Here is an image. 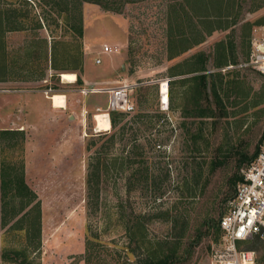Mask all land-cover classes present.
Listing matches in <instances>:
<instances>
[{"label": "rangeland", "instance_id": "rangeland-1", "mask_svg": "<svg viewBox=\"0 0 264 264\" xmlns=\"http://www.w3.org/2000/svg\"><path fill=\"white\" fill-rule=\"evenodd\" d=\"M97 1L108 9L83 0H0V23L17 32L8 41L10 53L20 60L19 83L9 88L16 92L0 93V131L24 129L23 142L17 137L14 148L0 141V158L23 172L35 195L5 226L0 201V252L23 250L30 264H145L177 245L176 254L186 259L174 264H209L221 236L215 243L214 229L207 231L206 223L226 212L233 196L227 181L241 154L250 157L264 142V77L243 65L249 46L237 49V62L229 70L209 65L223 76V90L218 100L207 89L201 105L213 117L197 118L191 101L195 81L175 65L200 51L214 52L216 42L205 37L199 47L169 58L170 36L178 31L194 35L180 9L185 1ZM220 1L225 7L230 0ZM234 1L235 32L258 7L264 21V0ZM189 17L199 29L200 19ZM43 39L50 42L47 63ZM104 44L114 53L97 65L94 59ZM34 55L38 68L31 76L23 74V63ZM44 70L51 73L46 82L40 81L47 75ZM63 72L74 73L81 84L63 83ZM121 83L132 86L134 111L120 116L115 128L110 124L109 131L95 132L93 116L97 108L106 113L107 95L78 91ZM163 83H168V109L160 101ZM24 90L25 97L17 93ZM52 94L64 95L67 109L49 111L40 103V96ZM93 165L98 180L88 184ZM36 205L37 237L35 213L29 214ZM136 228L138 242L132 234ZM255 252L261 257L264 245Z\"/></svg>", "mask_w": 264, "mask_h": 264}, {"label": "trees", "instance_id": "trees-1", "mask_svg": "<svg viewBox=\"0 0 264 264\" xmlns=\"http://www.w3.org/2000/svg\"><path fill=\"white\" fill-rule=\"evenodd\" d=\"M88 3H94L98 4L100 6L101 3L97 0H83ZM185 3L180 7L182 12H184V16L188 20V28L189 30H196L198 27L192 25L191 19L189 17L193 15V17H197L200 19V33H193L192 36H185L183 32H177L176 36H170L168 39V47H169V58L172 59L174 57H177L181 55L183 52L191 49L193 46H196L200 43H202L205 39V35L211 34V32L215 29H224L228 27V18L232 17L233 13V7L235 6V1L230 0L227 1L225 4V7H221L222 3L220 0H184ZM260 6V5H259ZM105 9V6H102ZM187 10L188 13L185 11ZM176 10H174L175 12ZM184 17V19H185ZM70 18V17H69ZM76 18L74 17L73 20ZM176 18H173V21ZM70 20V19H69ZM1 22V19H0ZM255 25H264V21L258 20L254 23ZM197 25V24H196ZM244 27L249 28L251 27V24L246 23ZM176 28L180 30V25H176ZM11 30L15 29L14 27L10 28ZM78 34L81 36L82 32L79 29ZM234 45H232V41H220L215 44L214 53H204V52H198L194 56L190 57L189 59L185 60L183 64L190 63L191 65V72L198 73L196 76H193L191 78V82L194 80L195 84L191 86V101H192V110L193 115L197 118H208L213 117L209 107L207 109H203L201 102L204 99L207 101L208 94L207 91L210 89V91L213 93L214 97L219 100V91L223 90L222 86V78L220 72L216 73H209L208 66L210 64V61L212 60V66L214 68H221L229 63H236L238 55L236 52H234L235 49H232ZM242 56L244 57L245 61H247L249 53L248 51L243 53ZM79 69V67H75V69ZM207 78L210 80L208 81ZM76 82L81 84V79L77 77ZM208 89V90H207ZM209 110V111H207ZM126 115V113L121 112H110L109 113V121L112 128H115L117 126L118 119L120 116ZM19 137L20 141L23 142L24 135L21 131H1L0 132V141H8V146L10 148H14V143L12 141ZM111 142H113L114 135L111 137ZM259 151V148L255 150V152L250 156L246 157L241 154V160L237 166V170L234 174H232L227 183L230 188V193L234 195L236 186L238 183L242 181V177L239 175L238 170L243 165H248L254 157L257 155ZM1 159V158H0ZM96 165L98 166V162L96 161ZM214 165V164H212ZM93 165V169L89 171L87 176V182L88 184H91V182L94 180V183L98 180V174L99 170ZM245 166V167H246ZM231 195L229 197L232 198ZM35 198V195L32 193V191L29 189V187L26 185L24 181L23 172L21 170H17L13 165L6 163L3 156L0 160V201H1V219H2V225L5 226L8 223H10L12 220H14L19 214L26 208L29 207L30 204H32L33 200ZM216 212H219V207ZM37 210V211H36ZM36 210L33 207L29 209L30 213H35L33 216V224L30 222L28 225L32 227H35L34 231L36 233L34 236H39V210ZM33 211V212H32ZM28 214V215H29ZM27 215V216H28ZM221 217V216H220ZM218 217L217 220H214L213 218H209L206 223V230H210L211 228L214 229L215 232V243L218 240V236L220 235L219 229L217 228L218 221L220 219ZM16 223V221H15ZM30 228V227H29ZM27 232H29L27 230ZM27 234V233H26ZM133 237L136 238V242H138L141 237L140 229L136 228L134 229V232L132 233ZM133 237L131 239H133ZM139 239H138V238ZM200 241V236L197 238L195 243L193 245H196ZM252 246H250V250H253L255 252V249L259 244H263L264 242L261 241L258 238H255L254 241L251 242ZM248 245V244H247ZM176 248L177 245H174V250L170 249L168 254H165L163 257H153L149 262L145 264H174L177 259L185 260L186 256L184 255H177L176 254ZM256 253V252H255ZM157 258V259H156ZM0 261L1 263L5 262H12L16 264H30L28 262V257L25 254V251L13 249V250H3L0 252ZM255 264H264V253L261 255V257H258L256 253V262Z\"/></svg>", "mask_w": 264, "mask_h": 264}, {"label": "built area", "instance_id": "built-area-1", "mask_svg": "<svg viewBox=\"0 0 264 264\" xmlns=\"http://www.w3.org/2000/svg\"><path fill=\"white\" fill-rule=\"evenodd\" d=\"M114 53L111 46L104 44L94 63L99 65L102 56ZM264 77V36L252 39L249 60L243 64ZM168 95V83H166ZM132 86L121 83L110 89H82V95L101 92L107 95L106 114L110 112L131 113L134 106L130 100ZM161 94V85H160ZM47 96L51 90L43 91ZM161 101V100H160ZM166 109L168 107L166 106ZM98 113L101 109L97 108ZM242 181L237 184L226 212L220 217L217 228L220 242L213 249L209 264H255L256 253L246 248L255 238L264 242V142L254 159L242 170Z\"/></svg>", "mask_w": 264, "mask_h": 264}, {"label": "crops", "instance_id": "crops-1", "mask_svg": "<svg viewBox=\"0 0 264 264\" xmlns=\"http://www.w3.org/2000/svg\"><path fill=\"white\" fill-rule=\"evenodd\" d=\"M259 9H261V8H259V7L256 8L254 10V12L256 11L255 13L259 14L260 13L259 12L260 11ZM235 12L236 11L234 9L233 10V13H232V17L231 18H228L229 24H228V27L227 28H224V29L215 28L211 32V34L205 35V37H208L209 41L212 42V40H213L216 43H218L220 41H228V40H231L232 41V45H234V47H232V49H235L234 52H236V53H238L237 52L238 51L237 49H240L243 46H245V47L248 48V46H249V50L247 49V51L249 53V56H248V59H247V61H248L249 58H250V51H251V42H252V39L253 38H256V37L264 36V25L263 24L262 25H255L254 24L256 21L259 20V15L256 14V15H254V17H251V19H249V21H248V19L241 21L242 23L243 22L244 23H243V25H241V27L239 29L240 32L239 33L238 32H235L234 31V28L239 23V22H236V19H235V15L236 14H235ZM246 23L251 24V27H252V29L254 31L252 30L250 32V29L249 28L244 27V25H246ZM3 26H4V23H0V27H1L0 28V89H1L0 93H7V94H9V93L16 92L14 90H10L9 89L10 86H13L12 84L19 83L18 80L15 79V76L18 74V72H19L18 70H20L19 69L20 67H18V63H19L20 60H17V58H19V57L16 56V53L15 54H11L10 53V50H11L9 48L10 42L8 41V39L10 38L9 36L12 35L13 33H17V32H15V31L12 32L9 29H4ZM230 30H232V32ZM256 32H260L261 34L260 35H257ZM193 33H200V29H198V28L196 30L194 29L193 30ZM236 40H238L239 42L237 43ZM42 42H43V45H44V48H45V50H44L45 59L44 60H45V63H47V59L50 58V46H49V43L50 42L48 43L46 39H43ZM199 45H201V43L198 44V45H196V46H193L192 48L197 47V46L199 47ZM214 48H215V45H214ZM187 51H190V49L187 50ZM211 51H212V49L210 51H207V52L206 51H203V52L207 54V53H211ZM200 52H202V51H200ZM213 53L214 52H212V54ZM194 55L195 54H193L192 56H194ZM192 56H190V57H192ZM190 57H188L187 59H189ZM187 59H184L179 64L175 65V69H178V68L181 69V68H183V69H186V72L184 74H186V75L187 74H191L192 75L191 77L196 76L198 73L191 72V70H190L191 69L190 63H189V65L188 64H183V62L185 60H187ZM38 60H39V56L34 55L32 58H30L28 56L27 63L26 62H25V64L23 63V65L21 67V69L24 70L23 71V74L25 73V74H29L31 76V72L34 71V69H37L38 68V65H39L38 64ZM247 61H245V59H244L243 63L244 62L246 63ZM49 63H50V61H49ZM209 65H212V60H211V62H210ZM231 65L232 64L229 63L228 65H226L224 67L218 68V70H220V69L221 70L222 69L229 70L230 67H231ZM48 67H49L48 68L49 71H51L52 69H51L50 65ZM208 71H209V73H216V70H214V71L211 70L210 71V69H209ZM44 72L47 73V75L45 76V80L43 78L40 81L43 80V82H46L47 77L48 78L51 77V73H48L47 70H44ZM175 75L176 76H181V75H183V73L182 72H176ZM23 81L26 82L27 80H23ZM28 81H30V80H28ZM17 93L18 94H22L23 93L24 94L23 97H25L26 96L25 94L28 93V90L20 91V92H17ZM35 93H39V92H35ZM19 96H20V99H21L22 98L21 95H19ZM40 100H41L40 103L42 105L44 104V105L48 106L49 111H51V110H64V109H56V108H54L52 106V104H51V101H50L49 97L46 98V97H41L40 96ZM168 103H169V101H168ZM65 108L67 109V104H66V107ZM23 130L24 129L19 130V131L23 132ZM2 131H5V130H2ZM10 131H13V130H10ZM0 264H2V263L0 262Z\"/></svg>", "mask_w": 264, "mask_h": 264}, {"label": "bare ground", "instance_id": "bare-ground-1", "mask_svg": "<svg viewBox=\"0 0 264 264\" xmlns=\"http://www.w3.org/2000/svg\"><path fill=\"white\" fill-rule=\"evenodd\" d=\"M60 79L63 83L72 84L76 80V75L72 72H63L60 74ZM166 83L161 85V104L163 107L168 105V95L166 90ZM51 104L56 109H65L66 107V97L62 94H52L49 97ZM93 121L95 123V132H105L110 130V122L106 113H96L93 116Z\"/></svg>", "mask_w": 264, "mask_h": 264}]
</instances>
